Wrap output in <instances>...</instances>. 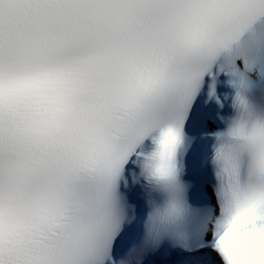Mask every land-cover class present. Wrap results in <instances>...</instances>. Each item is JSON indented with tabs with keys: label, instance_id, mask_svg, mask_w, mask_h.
Returning a JSON list of instances; mask_svg holds the SVG:
<instances>
[{
	"label": "snow or ice",
	"instance_id": "1",
	"mask_svg": "<svg viewBox=\"0 0 264 264\" xmlns=\"http://www.w3.org/2000/svg\"><path fill=\"white\" fill-rule=\"evenodd\" d=\"M0 264H264V0H0Z\"/></svg>",
	"mask_w": 264,
	"mask_h": 264
},
{
	"label": "clouds",
	"instance_id": "2",
	"mask_svg": "<svg viewBox=\"0 0 264 264\" xmlns=\"http://www.w3.org/2000/svg\"><path fill=\"white\" fill-rule=\"evenodd\" d=\"M230 244H232L233 246H236L240 249H244V248L249 246V242L244 237H234L230 241Z\"/></svg>",
	"mask_w": 264,
	"mask_h": 264
}]
</instances>
